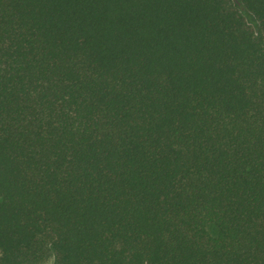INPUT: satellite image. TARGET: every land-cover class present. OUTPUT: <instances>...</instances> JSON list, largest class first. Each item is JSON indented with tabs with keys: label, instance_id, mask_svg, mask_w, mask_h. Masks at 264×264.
Instances as JSON below:
<instances>
[{
	"label": "trees",
	"instance_id": "1",
	"mask_svg": "<svg viewBox=\"0 0 264 264\" xmlns=\"http://www.w3.org/2000/svg\"><path fill=\"white\" fill-rule=\"evenodd\" d=\"M0 0V264H264V0Z\"/></svg>",
	"mask_w": 264,
	"mask_h": 264
},
{
	"label": "rangeland",
	"instance_id": "2",
	"mask_svg": "<svg viewBox=\"0 0 264 264\" xmlns=\"http://www.w3.org/2000/svg\"><path fill=\"white\" fill-rule=\"evenodd\" d=\"M231 3L236 6L245 16L247 22L253 26L255 30L259 27V22L256 20V18L245 8L241 0H230ZM46 264H56L53 259H51Z\"/></svg>",
	"mask_w": 264,
	"mask_h": 264
}]
</instances>
